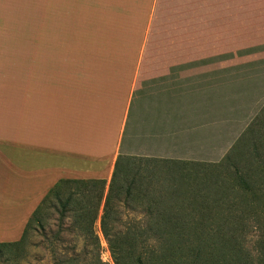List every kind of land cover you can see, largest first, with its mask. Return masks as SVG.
<instances>
[{"label": "crops", "instance_id": "1", "mask_svg": "<svg viewBox=\"0 0 264 264\" xmlns=\"http://www.w3.org/2000/svg\"><path fill=\"white\" fill-rule=\"evenodd\" d=\"M158 3L0 0V243L21 238L59 180L109 181L129 121L132 142L135 135L142 142L171 139L172 71H178V129L194 130L209 116L197 92L188 100L180 91L188 76L198 75L196 67L188 75L181 64L145 61L151 59L145 48ZM252 3L264 17V0L241 5ZM202 5L182 3L180 26H186L188 12L196 21ZM139 107L144 110L136 112ZM140 113L145 124L137 130Z\"/></svg>", "mask_w": 264, "mask_h": 264}, {"label": "rangeland", "instance_id": "2", "mask_svg": "<svg viewBox=\"0 0 264 264\" xmlns=\"http://www.w3.org/2000/svg\"><path fill=\"white\" fill-rule=\"evenodd\" d=\"M186 1L194 0H159L145 48L151 59L145 61L172 68L181 64L188 68V75L196 67L198 75L188 76V84L180 91L188 93V100L191 92H197L202 108L210 114L197 121L194 130L178 129L180 123L173 119L178 109L174 98L179 92L173 80L178 71H172L171 139L154 137L142 142L135 135L132 142L129 121L121 154L187 157L220 164L213 168V180L221 184L235 179L223 158L260 111L258 107L264 105V17H260L257 3L242 6L243 0H203L197 20L194 12H188L186 26H180V7ZM245 7L250 9L244 12ZM196 54L198 58H194ZM193 80H198L197 85ZM144 116H135L137 130L145 124ZM196 169L200 176L206 172L205 166ZM209 184L181 211L188 240L181 264H264V189L252 193L227 186L228 190L222 191L212 181ZM187 197L191 198L189 192ZM103 206L104 201L91 234L72 227V214L62 220L58 207L46 203L41 226L30 233L24 250L0 258V264H135L125 237L135 229L147 228L144 208L111 204L107 224L115 245L112 253L100 229Z\"/></svg>", "mask_w": 264, "mask_h": 264}, {"label": "trees", "instance_id": "3", "mask_svg": "<svg viewBox=\"0 0 264 264\" xmlns=\"http://www.w3.org/2000/svg\"><path fill=\"white\" fill-rule=\"evenodd\" d=\"M223 159L233 169L235 179L221 184L213 180V168L221 166L218 163L215 166L192 160L124 154L117 156L108 184L100 179H61L32 213L21 238L15 242L0 243V258L18 255L24 250L30 233L41 226V211L46 203L58 207L62 220L67 214H72L74 229L88 230L93 234V226L104 201L100 229L112 253L115 245L111 243L112 234L107 224L109 211L112 210L110 206L113 202L124 207L130 203L135 204L137 209L144 208L147 216V228L135 229L125 237L135 256V264H181L188 242L183 230L186 221L181 214L185 204L210 187L211 181L222 191L228 190L224 188L227 186L252 193L264 189V106ZM199 166L206 167L203 176L196 169ZM188 192L191 198H186ZM94 239L98 242L96 236ZM119 248L123 252L121 245Z\"/></svg>", "mask_w": 264, "mask_h": 264}]
</instances>
